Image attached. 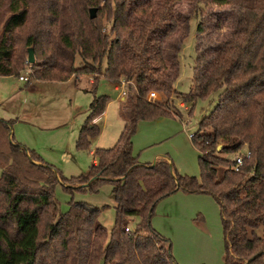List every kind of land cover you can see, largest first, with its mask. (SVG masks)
Wrapping results in <instances>:
<instances>
[{
  "label": "trees",
  "instance_id": "obj_1",
  "mask_svg": "<svg viewBox=\"0 0 264 264\" xmlns=\"http://www.w3.org/2000/svg\"><path fill=\"white\" fill-rule=\"evenodd\" d=\"M212 6L229 7L234 23L203 51L196 36L191 86L179 92L180 44L192 14L198 34L206 33ZM25 67L46 81L90 76L93 94L101 78L128 84L129 119L112 146L94 149L95 164L65 177L14 141L12 120L0 117V264H178L170 241L150 222L157 203L177 191L207 194L218 204L223 264H264V0H0V76H18ZM152 90L193 104L217 93L190 137L199 177L180 174L169 158L142 163L133 154L139 121L179 114L148 99ZM108 102L106 94L93 96L78 149L100 133L95 120ZM230 153L242 156L237 169ZM104 183L115 202L110 229L89 203L70 200L59 211L57 185L94 193ZM129 217L139 218L133 229Z\"/></svg>",
  "mask_w": 264,
  "mask_h": 264
},
{
  "label": "rangeland",
  "instance_id": "obj_2",
  "mask_svg": "<svg viewBox=\"0 0 264 264\" xmlns=\"http://www.w3.org/2000/svg\"><path fill=\"white\" fill-rule=\"evenodd\" d=\"M179 9L187 13L190 7L183 4L179 6ZM210 13L211 18L209 22H206ZM208 14L204 17L206 33L201 35L196 31L199 19L192 14L188 35L180 44L179 74L174 82V87L179 92L188 93L191 86L196 56L194 48L196 36H200L199 49L203 51V47L208 48L219 42L235 20L234 13L229 7L212 6ZM104 65L105 61L102 67ZM29 72V68L25 67L18 75L30 77L29 86L26 81H19L18 76L15 75L0 80V102L4 105L0 111V117L12 120L10 131L14 141L34 151L61 175L70 177L86 172L91 166L89 165L92 158L90 150L94 151L96 147L112 146L125 121L129 119V111L125 108L123 100L119 99L120 84H115L116 90L109 81L101 78L93 94L90 76L71 77L73 80L67 82L66 80L42 82L29 76ZM127 86L128 84L124 86L126 91ZM101 94L108 95L109 102L105 108V117L99 116L95 123L100 130L103 125L105 127L101 136L98 134L91 139L88 148L78 149L76 139L88 113L89 104L94 95ZM156 95L155 100L158 99L163 104L168 103L171 110L176 113L178 111L179 114L174 117L163 116L167 119L160 126L158 135L144 136L143 143L155 141L147 144L144 150L150 147L167 149L171 156L166 157L174 162L180 174L199 177L198 151L188 139L187 134L189 132L192 134L198 129L201 117L207 115L215 105L217 93L208 98H198L194 104L182 102L176 94H171V98L163 93L157 92ZM181 121L187 127L186 130L182 129ZM147 130L148 127L141 128L143 134ZM184 141L188 146L190 144L195 152L191 150L193 156L191 153L189 156V152L182 149L181 145L183 146ZM144 150L136 148L133 153L137 156ZM64 152L70 153L69 161L62 159ZM225 156L233 159L235 154L230 153ZM54 198L60 212L68 209L70 200L97 206L101 209L97 220L108 229L113 226L115 202L111 185L108 183L100 185L98 191L94 193L88 191L69 193L57 185L54 189ZM165 198L162 199L164 201L161 200L162 203H159L160 201L157 203L150 222L156 231L170 241L172 254L178 264H223L225 236L219 206L214 198L207 194L182 191H177ZM138 221L137 217H129L128 226L133 229Z\"/></svg>",
  "mask_w": 264,
  "mask_h": 264
},
{
  "label": "crops",
  "instance_id": "obj_3",
  "mask_svg": "<svg viewBox=\"0 0 264 264\" xmlns=\"http://www.w3.org/2000/svg\"><path fill=\"white\" fill-rule=\"evenodd\" d=\"M27 77V76H26ZM7 78V76H0V80H3V79H6ZM76 78H78V77H76ZM36 79V78H35ZM18 80L19 81H24V80H20L19 78H18ZM37 80H39V81H42V82H46L45 80H40V79H37ZM69 80H73V79H68V80H66V82L67 81H69ZM26 82H27V84L30 82V77H27V80H25ZM111 83V82H110ZM113 86H114V88L117 90V88L115 87V84L114 83H111ZM28 86H29V84H28ZM13 95V94H12ZM11 96V95H10ZM118 98V97H117ZM119 99H122L123 100V97H119ZM118 99V100H119ZM4 102V101H3ZM4 108V105H3V103L2 102H0V111H1V109H3ZM107 108V107H106ZM105 115H106V109H105V111H104V113L102 114V115H100V116H102V117H105ZM99 118V117H98ZM165 119H167L166 117H158V118H156V119H153V120H141V121H139L138 122V124H137V129H136V134H134L133 135V137H132V146H133V150L134 149H140V150H144L145 148H147V144H150V143H153V142H155V141H153V142H148V143H143V140L145 139V135H149V136H151V135H158V133H159V128H160V126H162V124H163V121L165 120ZM168 119H170V118H168ZM181 123V127H182V129H185L186 130V126H184V124L182 123V121L180 122ZM105 126L103 125L102 127H101V130H100V133H99V135L101 136V133H102V131H103V128H104ZM142 127H148V130H147V132L146 133H142L141 132V128ZM191 134V132H189L188 134H187V137H188V139L190 140V137H189V135ZM191 141V140H190ZM185 143L183 144V146H184V148H183V146L181 145V147H182V149H186L188 152H189V156H190V153H191V155L193 156V154H192V152H191V146H190V144H189V146H188V144H187V142L186 141H184ZM98 143V142H97ZM152 145V144H151ZM151 145H149V146H151ZM177 146V145H176ZM167 149H159V148H155V147H150L149 149H147V150H144V151H142V153L141 154H138L137 155V157H138V159H139V162H142V163H152V162H154L156 159H158V158H160V157H165V158H167V160H169L168 158L169 157H166V156H171V155H169L170 153L168 152V151H166ZM193 151V150H192ZM193 153H195L194 151H193ZM70 153H66V152H64V153H62V159H64V161H69L70 159H71V156L69 155ZM90 154L92 155V158L90 159V161H89V165H92V164H95L96 163V158H95V156H94V151H93V149H91L90 150ZM134 154V153H133ZM173 162V161H172ZM174 163V162H173ZM178 164V163H177ZM178 195V194H177ZM188 196V195H187ZM186 196V197H187ZM166 199V198H165ZM162 201H164V200H162ZM162 201H160L159 203H162Z\"/></svg>",
  "mask_w": 264,
  "mask_h": 264
},
{
  "label": "built area",
  "instance_id": "obj_4",
  "mask_svg": "<svg viewBox=\"0 0 264 264\" xmlns=\"http://www.w3.org/2000/svg\"><path fill=\"white\" fill-rule=\"evenodd\" d=\"M18 78L20 79V80H27V77L26 76H23V75H20V76H18ZM124 86H125V83L124 82H121L120 83V89H121V96L122 97H124L125 96V94H126V90L124 89ZM157 92L156 91H149L148 92V95H147V98L148 99H152V100H155V98L157 97ZM158 100V99H157ZM192 136V134H190L189 135V137H191ZM234 160H235V165H236V168L235 169H237V167L241 164V162H242V156H239V155H236L235 157H234ZM126 230H128V227H126L125 228Z\"/></svg>",
  "mask_w": 264,
  "mask_h": 264
},
{
  "label": "water",
  "instance_id": "obj_5",
  "mask_svg": "<svg viewBox=\"0 0 264 264\" xmlns=\"http://www.w3.org/2000/svg\"><path fill=\"white\" fill-rule=\"evenodd\" d=\"M95 8H90L89 9V15L91 18H93L95 16ZM34 61V54H33V49L29 48L28 49V59L27 62L32 63ZM221 147V145L217 146V149H219Z\"/></svg>",
  "mask_w": 264,
  "mask_h": 264
}]
</instances>
